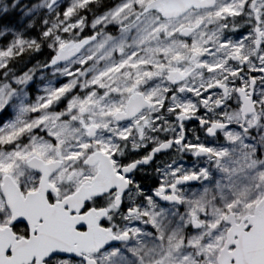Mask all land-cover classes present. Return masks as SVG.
Segmentation results:
<instances>
[{
	"label": "snow or ice",
	"instance_id": "obj_1",
	"mask_svg": "<svg viewBox=\"0 0 264 264\" xmlns=\"http://www.w3.org/2000/svg\"><path fill=\"white\" fill-rule=\"evenodd\" d=\"M0 264H264V0H0Z\"/></svg>",
	"mask_w": 264,
	"mask_h": 264
}]
</instances>
